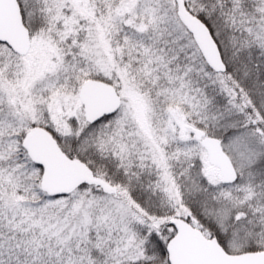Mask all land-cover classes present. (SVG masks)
<instances>
[{
  "label": "snow or ice",
  "instance_id": "6c2138e0",
  "mask_svg": "<svg viewBox=\"0 0 264 264\" xmlns=\"http://www.w3.org/2000/svg\"><path fill=\"white\" fill-rule=\"evenodd\" d=\"M0 264H264V0H0Z\"/></svg>",
  "mask_w": 264,
  "mask_h": 264
}]
</instances>
